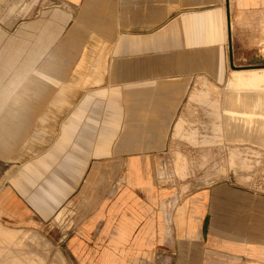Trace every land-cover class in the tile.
<instances>
[{
  "label": "crops",
  "instance_id": "crops-1",
  "mask_svg": "<svg viewBox=\"0 0 264 264\" xmlns=\"http://www.w3.org/2000/svg\"><path fill=\"white\" fill-rule=\"evenodd\" d=\"M119 1L67 0L81 5L60 40L62 59L43 77L31 74L0 114V180L3 165L10 173L0 187V264H46L22 250L30 233L45 235L42 247L62 250L48 264L66 263L64 252L73 264L144 263L162 246L151 171L170 129L201 147L219 137L217 145L232 147L230 167L244 143L264 147V0H122L124 25L140 32L116 36ZM113 37L118 59L111 62ZM227 59L263 67L227 71ZM224 74L222 89L206 79ZM196 77L201 89L188 102L218 121L235 117L234 129L219 121L200 142L176 117ZM79 87L91 89L79 96ZM201 153L205 163L210 150ZM174 213L170 264H264V194L216 183L188 200L183 223Z\"/></svg>",
  "mask_w": 264,
  "mask_h": 264
},
{
  "label": "rangeland",
  "instance_id": "rangeland-1",
  "mask_svg": "<svg viewBox=\"0 0 264 264\" xmlns=\"http://www.w3.org/2000/svg\"><path fill=\"white\" fill-rule=\"evenodd\" d=\"M81 2L78 5H73L67 0H0V114L9 111L12 96L30 79L31 74L43 77L41 71L47 69L48 66L56 65L59 59H62L58 55L60 52L59 47L62 45L60 40L73 27ZM118 4H115L114 14L115 23L117 24L116 29H114L115 35L137 33L138 29L133 27L128 29L124 25L122 0ZM59 14H65V20H61L62 22ZM59 28L63 29L61 33L58 31ZM114 39L107 40L111 49V62L118 59L116 57L118 47L116 39L119 38L115 37ZM69 52L71 53V58L68 59L70 63L74 56V50L71 49ZM94 54H97V52ZM262 67L231 65L228 63V59L226 65L227 71L250 70ZM45 75L49 76V74ZM226 75L224 74L216 80L208 77L206 79L222 89ZM53 78L57 79L54 76L49 80L59 82L53 80ZM69 79L70 77H68ZM45 80L48 81V78ZM198 80L197 77L194 79L184 96L176 117L185 119V129H191L195 132L200 142L203 136H211L213 134L212 129H218L220 123L223 128L226 127V130L234 129L235 117L232 114L225 115L218 123V116L216 115L213 118L204 105L195 101L188 102L189 93L194 89H201ZM77 89H79V92L76 91L77 94L71 91L72 96L89 93L91 87L85 89L79 87ZM260 96H264V91H261ZM68 108L70 109V106ZM258 124L260 128H264V112L260 111ZM210 140L215 145L210 147L195 146L183 138L174 137L171 129L168 132L164 149L157 154V163L151 171L152 178L157 184V192L160 193L162 200V217H160L162 222V246L149 250L146 254V260H142L144 263L140 264H170L171 249L167 246H170L172 241V229L175 225L173 214H175L174 212L177 213L176 223H183L186 218L188 200L198 196V193L204 187L216 183H230L260 195L264 194V147L244 143V145L238 147L239 155L236 165L230 167L228 164V147L229 149L232 147L227 144L217 145L219 141L217 136L210 137ZM207 149L210 150V158L204 163L201 159V152ZM177 155H180L184 160V163H181L184 166L183 174H179L177 170ZM15 168H11V172ZM7 169H9L8 166H2L0 187L4 185V182L10 176V173L3 174ZM82 186L84 190L88 186V182H85ZM194 208L195 206L191 210ZM39 235L36 233L28 234L23 240L22 250L26 253L32 251L39 256H43L48 262L49 257L54 258L56 252L62 250L56 248L53 242H48L49 245L52 243L50 248L42 247V244H44L42 239L45 235L42 233H39ZM44 240L46 239L44 238ZM28 245L30 248L27 247ZM64 255L66 263L63 264H73L65 252ZM47 262L46 264H48Z\"/></svg>",
  "mask_w": 264,
  "mask_h": 264
},
{
  "label": "bare ground",
  "instance_id": "bare-ground-1",
  "mask_svg": "<svg viewBox=\"0 0 264 264\" xmlns=\"http://www.w3.org/2000/svg\"><path fill=\"white\" fill-rule=\"evenodd\" d=\"M1 134V133H0ZM3 144V143H2Z\"/></svg>",
  "mask_w": 264,
  "mask_h": 264
}]
</instances>
